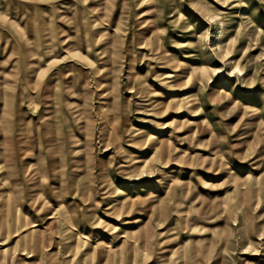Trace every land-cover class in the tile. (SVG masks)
<instances>
[{"label": "rangeland", "instance_id": "rangeland-1", "mask_svg": "<svg viewBox=\"0 0 264 264\" xmlns=\"http://www.w3.org/2000/svg\"><path fill=\"white\" fill-rule=\"evenodd\" d=\"M0 214V264H264V0H0Z\"/></svg>", "mask_w": 264, "mask_h": 264}, {"label": "bare ground", "instance_id": "bare-ground-1", "mask_svg": "<svg viewBox=\"0 0 264 264\" xmlns=\"http://www.w3.org/2000/svg\"><path fill=\"white\" fill-rule=\"evenodd\" d=\"M47 86H48V85H47ZM46 88H47V87H45V89H46ZM179 104H180V103H179ZM7 213H8V212H7ZM1 214H2V213H1ZM1 214H0V215H1ZM1 222H2V223L5 222L3 218H1ZM0 226H2V224H1ZM36 226H37V225H36L35 223H32V225H31V227H33V228L36 227ZM3 258H5V257H3Z\"/></svg>", "mask_w": 264, "mask_h": 264}]
</instances>
